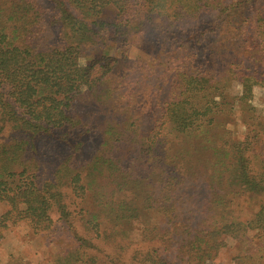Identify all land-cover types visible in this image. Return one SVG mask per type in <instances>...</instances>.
<instances>
[{
    "label": "trees",
    "instance_id": "1",
    "mask_svg": "<svg viewBox=\"0 0 264 264\" xmlns=\"http://www.w3.org/2000/svg\"><path fill=\"white\" fill-rule=\"evenodd\" d=\"M220 1L58 0L55 18L61 24L62 41L39 49L24 40L40 19L37 0H0V87L8 89L9 97L3 101L0 94V106L6 120L36 133L83 128L87 123L72 113L73 98L82 92L114 111L101 124L104 138L91 158L78 166L71 161L75 154L67 155L50 183L37 181V166L24 139L0 146V202L9 205L0 216V227L14 217L35 231L48 230L56 217L66 216L58 192L59 187L67 186L87 202L80 213L85 234L116 240L124 249L127 246L122 241L136 225L134 239L158 243V248L143 259L134 253L129 264L143 260L153 264H213L228 240L238 250L236 264H264V155L259 156V165L248 157L253 132H264V121L250 103L253 87L264 86V66L252 67V54L232 51L231 34L244 35L240 34V24L234 27L228 23L222 29L229 5ZM108 9L115 13L109 21L102 18ZM212 12L218 14L217 19L223 16L220 21H200L195 27L197 36L192 38L197 43L188 49L187 59L190 66L195 57L198 59L190 73L181 75L176 88L170 87L172 96L166 95L159 117L148 123L150 128L145 133H139L140 123L139 132L132 128L136 116L142 117L137 111L128 113L131 122L127 126L117 119L119 110L131 106L129 100L127 105L119 103L118 99L129 98L130 93L119 77L115 79L117 69L130 61L124 56L129 53L128 36L137 35L152 19L198 21ZM228 28L233 29L231 33L213 45L217 35L228 33ZM108 35L123 44L119 57L101 53L81 59L85 44ZM234 81L240 90L230 94L227 89ZM236 110L242 114L244 126L240 141L224 126V119ZM117 142L131 151H120ZM201 160L208 169L203 176L193 166ZM197 175L210 190V213L191 228L182 223L180 209L169 197L179 184L196 180ZM158 187L165 192L160 197L156 195ZM241 198L256 200L249 217H241L246 203ZM157 217L162 218V225ZM91 246L88 239L79 238L78 246L57 256L55 264H95L96 257L86 253ZM172 254L174 260H168Z\"/></svg>",
    "mask_w": 264,
    "mask_h": 264
},
{
    "label": "rangeland",
    "instance_id": "2",
    "mask_svg": "<svg viewBox=\"0 0 264 264\" xmlns=\"http://www.w3.org/2000/svg\"><path fill=\"white\" fill-rule=\"evenodd\" d=\"M57 1L37 0L38 5H40V19L26 34L24 40L27 43L39 49H46L62 41L61 24L55 18ZM215 1L218 2V0ZM222 1L229 5L227 10L229 16L222 22V29L225 30L228 23L233 24L234 27H236V24H240L239 28L242 29L240 34L244 35L241 37V35L232 36L234 33L231 34L229 44L233 46L232 49H235L232 51L236 53L238 50L245 56L248 53L252 54L251 66L263 67L264 0H221L220 2ZM104 11L102 18L105 16L107 21L114 19L115 13L112 9ZM206 16L204 15L205 18H200L198 21L188 18L180 20L160 18L154 21L152 19L142 27L141 30L144 35L139 30L137 35L128 36V42H130L128 46L129 53L124 56L129 57L130 61L126 66L117 69V78L115 79L119 77L120 81H123V87L127 88L130 93L129 98L126 95L123 99H118L119 103L123 102L124 105H127L126 102L129 100L131 106H125V110H119V114L116 116L117 119L125 122L124 124L127 126L128 122H131L128 119L131 114L128 113H131V110L137 111L142 117L138 118L136 116V124L132 125V128L138 131V123L142 125V130L140 129L141 132L138 131L139 133H145V130L150 128L148 123L154 122L159 117L162 101L166 98V95L172 96L170 87L176 88L175 85L178 82L180 83L181 75L190 73L193 69V63L198 59L195 57L191 66L187 59L190 53L188 49H191L197 43L194 40L197 36L195 27L203 20L220 21L223 15L220 19H217L218 14L216 12ZM232 30L228 28V33L222 31L216 37L218 42L212 44L218 45L219 42L221 43L222 39L227 34L229 35ZM110 35L97 36L94 38L93 43L85 44L82 47L83 58L81 59L84 61L87 56H95L101 53L119 57L122 49H124L122 48L123 44L119 41L117 43L112 41ZM191 45L193 46L190 47ZM204 49L208 48L205 47ZM207 55H209V50H206L205 59L208 58ZM239 90V84L234 81L227 92L236 94ZM7 91L8 89L5 86L0 87L3 101L9 100ZM250 103L256 107V114L264 121V86L253 87ZM9 104L12 109V104ZM111 112L114 111L104 107L93 95L82 92L73 98L72 113L84 123H87L89 127L84 126L73 130L52 129L36 133L21 128L19 122L6 120L5 116L1 114L0 106V146L5 143L10 144L14 140L24 139L27 152L34 159L37 166V181L40 184L50 183L57 165L67 155L74 153L75 155L71 161L74 160L72 164L78 166L85 164L91 158L104 138L100 131L101 124ZM224 120H227L224 126L229 132H233V138L237 141L242 140L244 135V126L241 124L242 114L236 110L230 118L227 117ZM132 122L134 123L133 120ZM156 124H158V121ZM253 134L255 135L252 137L253 142L251 144L253 151H248V157L251 160L254 158L253 163L259 165L261 161L259 156L264 155V132L263 130H257ZM117 147L124 153L127 150L131 151L130 147L123 145L121 142H117ZM113 148L112 153L115 155L117 152L115 148L113 152ZM198 155L200 159L203 158L202 154ZM193 166L195 172L201 176L208 173V169L203 165V160ZM194 177L197 179L185 180L179 184L169 197L174 199L178 205L180 209L179 218L183 221L182 223L191 228L205 220L210 213L207 205L210 190L203 177L200 178L198 175ZM161 190L160 187L156 189L157 197L165 193ZM58 193L61 195L63 213L66 216L61 219L56 217L55 223L48 230L35 231L24 220L14 217H11L12 219L7 222L5 227H0L2 232L0 238V264H55L57 256L69 253L78 246L79 238L89 240L92 246L86 250V253L96 257L97 262L95 261V264H129L134 253H138V257L143 259V255L158 248L156 242H143L140 239H134L136 225L132 230L130 227L129 237L122 241V244L127 246L124 249L116 244V240L105 241L94 234H85L81 226L80 213L87 206L86 200L76 197L70 187L67 186L59 187ZM243 201H246V203L243 209L244 214H241V217L246 218L251 215L252 209L256 207V200H250L249 198ZM7 210H9V205L6 202H0V216ZM156 220H158L159 225L164 223L160 217H157ZM227 242L228 245L219 250L213 264H236L235 255L238 250L231 240ZM169 259L174 260L173 254ZM133 262H136V259ZM77 263L81 264L80 262ZM140 264L153 263L143 260Z\"/></svg>",
    "mask_w": 264,
    "mask_h": 264
}]
</instances>
